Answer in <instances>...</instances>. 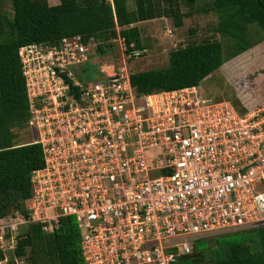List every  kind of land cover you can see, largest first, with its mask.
<instances>
[{
    "label": "built area",
    "instance_id": "1",
    "mask_svg": "<svg viewBox=\"0 0 264 264\" xmlns=\"http://www.w3.org/2000/svg\"><path fill=\"white\" fill-rule=\"evenodd\" d=\"M94 45L19 51L44 167L31 174L28 216L0 222V248L22 225L53 233L72 217L84 264H173L200 238L264 227V105L240 114L197 88L139 101L125 63L85 86L73 70Z\"/></svg>",
    "mask_w": 264,
    "mask_h": 264
},
{
    "label": "trees",
    "instance_id": "2",
    "mask_svg": "<svg viewBox=\"0 0 264 264\" xmlns=\"http://www.w3.org/2000/svg\"><path fill=\"white\" fill-rule=\"evenodd\" d=\"M57 1L10 0L12 16L0 14V222L15 213L28 216L31 174L44 167L41 145L18 143L17 132L27 128L30 118L19 57L22 47L58 45L63 39L80 37L84 43L93 42L94 50L105 55L113 46L111 39L120 38L132 60L134 53L139 52L138 57L146 53L139 24L163 18L180 28L192 16L193 5L204 13L213 12L217 17L213 30L222 40L207 39L173 50L167 67L128 72L140 101L157 92L197 88L225 60L264 42V0H133L131 9L127 0ZM252 24L257 26L255 33L249 31ZM259 75L264 76V67L254 74ZM233 106L241 114L256 108ZM20 227L25 229L19 228L9 259L0 248V262L17 264L16 257L24 264H84L74 218L61 219L53 233H44L39 223ZM173 264H264V227L200 238L190 254Z\"/></svg>",
    "mask_w": 264,
    "mask_h": 264
},
{
    "label": "rangeland",
    "instance_id": "3",
    "mask_svg": "<svg viewBox=\"0 0 264 264\" xmlns=\"http://www.w3.org/2000/svg\"><path fill=\"white\" fill-rule=\"evenodd\" d=\"M50 3L57 4L58 1L50 0ZM133 3V0H127V6L130 9L133 8ZM187 10V7L182 8L183 12H187ZM191 11L192 16L186 18L180 28H175L172 20L163 18L139 24L141 42L146 53L140 57L138 55L135 59L130 60L129 58L132 56L126 55V51L122 52L121 45L119 46L116 42H113L112 48L106 50L107 54L105 55H100L93 48L89 49L88 61L73 70L74 77L81 84L88 86L91 83L98 84L104 81L105 75L101 73L100 69L111 64L118 68L125 63L123 66H126L128 72H131L130 70L160 69L168 66V55L173 50L207 39L222 40L218 35H215L213 30L217 22V17L213 12L204 13L201 8L195 5ZM0 14L12 16L10 0H0ZM256 30L255 24L249 25V31L255 33ZM262 45L260 51L250 55L249 59L246 54L236 61L225 60L219 69L200 83L197 87L198 93L213 102L227 101L232 105H239L241 108H245L247 105L250 108L261 106L260 103L264 101V82L261 76H254V74H258L260 71L257 68L260 69L262 66L263 69L264 67V58L262 57L264 42ZM107 71H111V69L107 68ZM17 134L19 144H25L37 138L35 132L29 127L18 131ZM24 229L25 227H20V231H24ZM12 250L13 247H10V250L6 251L7 259H9V252ZM14 260L17 264H24L16 257Z\"/></svg>",
    "mask_w": 264,
    "mask_h": 264
},
{
    "label": "crops",
    "instance_id": "4",
    "mask_svg": "<svg viewBox=\"0 0 264 264\" xmlns=\"http://www.w3.org/2000/svg\"><path fill=\"white\" fill-rule=\"evenodd\" d=\"M263 45H262V43H260V44H258L256 47H254L253 49H251V50H249V51H247V53L245 52V53H243V55H240V56H238V57H236L235 59H233V61H236V60H238L239 58L241 59L242 57H244L246 54H247V58L249 59L250 57V55L252 56L253 54H256V53H258L259 51H260V48L262 47ZM264 55V52L262 53V56ZM264 58V57H263ZM262 69V66H261V68L259 69V68H257V70L259 71V70H261ZM257 71V72H258ZM259 76H261V78L263 79V82H264V76L263 75H259ZM262 105H264V103L262 104Z\"/></svg>",
    "mask_w": 264,
    "mask_h": 264
},
{
    "label": "clouds",
    "instance_id": "5",
    "mask_svg": "<svg viewBox=\"0 0 264 264\" xmlns=\"http://www.w3.org/2000/svg\"><path fill=\"white\" fill-rule=\"evenodd\" d=\"M139 53V52H138Z\"/></svg>",
    "mask_w": 264,
    "mask_h": 264
}]
</instances>
